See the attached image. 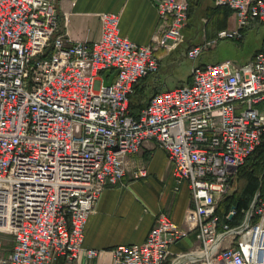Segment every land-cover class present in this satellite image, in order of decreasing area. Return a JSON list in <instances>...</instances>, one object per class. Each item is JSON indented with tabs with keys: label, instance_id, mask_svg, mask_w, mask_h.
<instances>
[{
	"label": "built area",
	"instance_id": "2783aa9c",
	"mask_svg": "<svg viewBox=\"0 0 264 264\" xmlns=\"http://www.w3.org/2000/svg\"><path fill=\"white\" fill-rule=\"evenodd\" d=\"M214 1L235 17L221 38L239 41L264 24V0ZM155 4L157 47L123 38L119 16L106 13L99 40L72 42L59 31L57 0H0V264H96L103 251L84 247L88 218L105 188L123 181L125 158L150 141L168 154L177 185L188 183L187 226L160 214L145 242L111 250L113 264H264V194L239 226L227 223L234 209L218 214L264 141V47L247 63L195 65L190 84L155 94L134 118L131 97L160 70L156 52L185 41L190 0ZM108 71L118 74L105 87ZM192 233L200 245L171 258Z\"/></svg>",
	"mask_w": 264,
	"mask_h": 264
},
{
	"label": "crops",
	"instance_id": "0c3cea01",
	"mask_svg": "<svg viewBox=\"0 0 264 264\" xmlns=\"http://www.w3.org/2000/svg\"><path fill=\"white\" fill-rule=\"evenodd\" d=\"M57 6L59 31L72 42L92 44L99 40L102 33L99 16L102 13L118 15L120 35L137 45L157 47V40L162 36L155 0H57ZM234 26L235 17L230 9L216 6L214 0H190L188 20L183 29L185 41L175 51L184 49L186 52L194 46L202 47V54L215 51L222 41L231 40L221 38L220 32ZM259 27H264V24L253 28ZM175 51L159 49L156 52L160 58V70L165 64L174 61ZM222 62L225 61L214 63ZM201 64L204 62L198 65ZM188 80L179 86L189 84ZM140 84L147 88L152 85L149 79ZM125 164L127 172L123 181L105 188L86 224L84 247L103 251L100 258L94 261L96 264H113L111 250L119 246L145 242L160 214H166L177 225L186 227V214L193 206L188 183L183 181L177 185L168 154L159 149L156 142L150 141L139 153L126 157ZM142 167L146 169L147 175L136 178L135 172ZM236 177L230 192L219 202L218 208L236 190ZM218 214L225 217L220 212ZM199 245L197 234L192 233L189 238L171 247V258ZM56 264L90 262L82 257L74 262L61 259Z\"/></svg>",
	"mask_w": 264,
	"mask_h": 264
},
{
	"label": "rangeland",
	"instance_id": "374dc122",
	"mask_svg": "<svg viewBox=\"0 0 264 264\" xmlns=\"http://www.w3.org/2000/svg\"><path fill=\"white\" fill-rule=\"evenodd\" d=\"M244 35L245 37H243L242 41H222L217 50L206 52L195 61L186 58L184 49L175 51L173 55L174 61L165 64L160 71L149 77V82L152 85L147 89V94L151 96L156 90L173 89L182 83H186L187 79L192 75L193 66L202 62L206 64H214L216 61L247 63L255 52L264 45V27H250L244 31ZM9 238L8 235L3 236L5 240ZM9 253L10 248L7 246L5 250L6 256Z\"/></svg>",
	"mask_w": 264,
	"mask_h": 264
},
{
	"label": "trees",
	"instance_id": "16d2710c",
	"mask_svg": "<svg viewBox=\"0 0 264 264\" xmlns=\"http://www.w3.org/2000/svg\"><path fill=\"white\" fill-rule=\"evenodd\" d=\"M58 8V6H57ZM206 63L200 66H205ZM145 78L142 82H147ZM189 84L192 82V76L189 77ZM147 86L140 83L136 86L135 92L131 97L130 112L134 118L139 119L142 110L148 105L150 99L157 90L150 95L147 94ZM263 179V181H262ZM263 182L261 195L264 194V141L257 147L255 152L246 160L245 164L238 170L235 183L236 190L226 197L220 204L218 212L227 216L231 210H235L236 215L227 223L230 227H236L242 224L246 213L250 210Z\"/></svg>",
	"mask_w": 264,
	"mask_h": 264
},
{
	"label": "water",
	"instance_id": "95a60500",
	"mask_svg": "<svg viewBox=\"0 0 264 264\" xmlns=\"http://www.w3.org/2000/svg\"><path fill=\"white\" fill-rule=\"evenodd\" d=\"M117 74H118V72H114V73H111L110 71L106 72L103 76V79H104L103 85L105 87H110L112 85L114 78L117 76ZM262 181H263V179H262ZM262 187H263V182H262L261 188H260L252 206H251V209L255 206L256 200H257L258 196L261 194Z\"/></svg>",
	"mask_w": 264,
	"mask_h": 264
}]
</instances>
